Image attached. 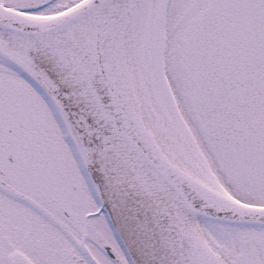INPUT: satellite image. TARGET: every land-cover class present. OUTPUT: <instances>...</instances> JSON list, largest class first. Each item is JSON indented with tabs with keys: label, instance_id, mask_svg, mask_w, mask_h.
Wrapping results in <instances>:
<instances>
[{
	"label": "snow or ice",
	"instance_id": "snow-or-ice-1",
	"mask_svg": "<svg viewBox=\"0 0 264 264\" xmlns=\"http://www.w3.org/2000/svg\"><path fill=\"white\" fill-rule=\"evenodd\" d=\"M0 264H264V0H0Z\"/></svg>",
	"mask_w": 264,
	"mask_h": 264
}]
</instances>
